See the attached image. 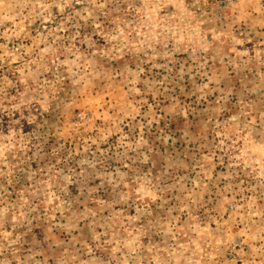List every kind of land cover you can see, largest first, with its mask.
<instances>
[{"label": "rangeland", "instance_id": "obj_1", "mask_svg": "<svg viewBox=\"0 0 264 264\" xmlns=\"http://www.w3.org/2000/svg\"><path fill=\"white\" fill-rule=\"evenodd\" d=\"M0 264H264V0H0Z\"/></svg>", "mask_w": 264, "mask_h": 264}]
</instances>
